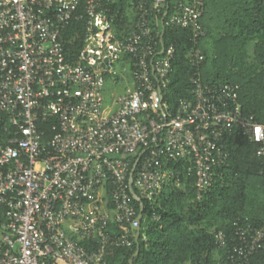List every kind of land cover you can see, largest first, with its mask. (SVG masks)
Listing matches in <instances>:
<instances>
[{
	"label": "built area",
	"instance_id": "obj_1",
	"mask_svg": "<svg viewBox=\"0 0 264 264\" xmlns=\"http://www.w3.org/2000/svg\"><path fill=\"white\" fill-rule=\"evenodd\" d=\"M118 1L0 0V113L8 123L0 135V264H103L107 247L132 246L141 227L130 185L138 158L132 187L153 203L164 187L190 179L202 200L230 166L227 140L236 131L264 157V123L244 112L234 83H206L197 71L192 97L169 110L175 48L152 24L166 0H133L131 28L120 33ZM204 12L201 0L180 1L169 20L191 30L187 58L197 69L206 58ZM74 21L86 28L75 56L61 39ZM122 54L133 84L108 102L106 78L119 74ZM49 115L58 127L47 141L40 125ZM216 244L226 247L224 232ZM263 247L264 224L235 222L227 257L215 264H250Z\"/></svg>",
	"mask_w": 264,
	"mask_h": 264
},
{
	"label": "trees",
	"instance_id": "obj_2",
	"mask_svg": "<svg viewBox=\"0 0 264 264\" xmlns=\"http://www.w3.org/2000/svg\"><path fill=\"white\" fill-rule=\"evenodd\" d=\"M132 1L119 0L113 5L120 10L115 21L119 33L131 28L127 8ZM180 1L195 0H166L159 17L152 19L154 31L162 35V44L175 48L173 72L164 91L169 110L174 113L181 100L192 97L191 80L198 71L206 83L238 85L244 112L264 123V0H201L205 5L201 23L207 35L199 44L206 57L199 69L187 58L193 44L191 30L169 23ZM85 31L83 21H74L64 30L61 39L67 52L74 56L79 53L85 43ZM7 124L6 115L0 113V135ZM57 127L58 120L53 115L41 123L47 141ZM227 144L230 166L202 200L196 197L193 179L183 186L164 187L153 203L144 200L140 252L133 264H215L218 255L227 257L235 236V222L264 224V157L256 155L257 145L240 132L236 131ZM135 191L139 193L136 188ZM133 203L139 214V202L133 199ZM154 214L161 218L154 219ZM109 230L118 233L120 227L110 223ZM217 231L226 236L225 248L216 244ZM81 243L88 245L87 240ZM136 250L135 239L130 247L109 246L103 264H130ZM250 264H264V247L253 255Z\"/></svg>",
	"mask_w": 264,
	"mask_h": 264
},
{
	"label": "rangeland",
	"instance_id": "obj_3",
	"mask_svg": "<svg viewBox=\"0 0 264 264\" xmlns=\"http://www.w3.org/2000/svg\"><path fill=\"white\" fill-rule=\"evenodd\" d=\"M128 9L130 23L133 21V12ZM121 60L118 61L114 67L119 71V74L115 78H106L105 94L107 96L108 102H111L114 96L125 90L126 87L132 86L133 81L129 73V58L124 54L121 55Z\"/></svg>",
	"mask_w": 264,
	"mask_h": 264
},
{
	"label": "water",
	"instance_id": "obj_4",
	"mask_svg": "<svg viewBox=\"0 0 264 264\" xmlns=\"http://www.w3.org/2000/svg\"><path fill=\"white\" fill-rule=\"evenodd\" d=\"M167 14V12L165 13V15ZM138 161L139 158L136 160V162L134 163L132 172H131V177H130V185H131V194L133 195V197L139 202L140 204V213L138 215V220L141 223L142 218H143V211H144V201L142 200V198L136 193V191L133 189L132 187V181H133V172L136 169L137 165H138ZM139 237H140V226L137 228V234L135 237V240L137 242V250L135 252V254L133 255L132 258H130V264H133V259L135 256H137L140 252V243H139Z\"/></svg>",
	"mask_w": 264,
	"mask_h": 264
}]
</instances>
